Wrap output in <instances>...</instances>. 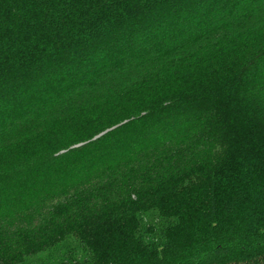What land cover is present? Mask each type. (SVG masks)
<instances>
[{
    "label": "trees",
    "instance_id": "obj_1",
    "mask_svg": "<svg viewBox=\"0 0 264 264\" xmlns=\"http://www.w3.org/2000/svg\"><path fill=\"white\" fill-rule=\"evenodd\" d=\"M0 264H264V0H0Z\"/></svg>",
    "mask_w": 264,
    "mask_h": 264
}]
</instances>
